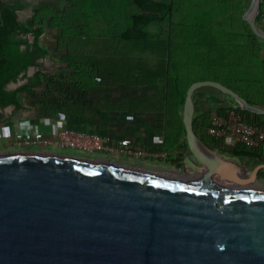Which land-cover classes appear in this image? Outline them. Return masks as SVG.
I'll use <instances>...</instances> for the list:
<instances>
[{"label":"water","instance_id":"95a60500","mask_svg":"<svg viewBox=\"0 0 264 264\" xmlns=\"http://www.w3.org/2000/svg\"><path fill=\"white\" fill-rule=\"evenodd\" d=\"M259 2L250 0L243 20L264 41ZM202 87L264 115L219 82L191 83L181 119L198 174L49 152L0 154V264H264V186L254 185L264 164L248 169L196 135Z\"/></svg>","mask_w":264,"mask_h":264},{"label":"rangeland","instance_id":"374dc122","mask_svg":"<svg viewBox=\"0 0 264 264\" xmlns=\"http://www.w3.org/2000/svg\"><path fill=\"white\" fill-rule=\"evenodd\" d=\"M18 3H21L22 8L32 11L33 17L43 23L44 27L54 31L56 39H62L60 45L57 40L54 43L49 41L47 46L55 48L47 49L42 68H34L28 72V75H32L38 71L41 83L17 93L24 108L57 117L65 121V128L103 135L110 143H114L116 149L123 140H129L130 146L135 147L128 153L121 151L105 157L69 152L71 156L147 169H164L174 173H181L184 166L191 174L201 171L189 150L184 148L180 128L182 109L178 107V100L168 93H161L164 81L157 75V71L160 72L166 61L168 49L165 53V44L155 41L152 33L161 29L167 35L170 23L168 17L161 24L151 22L145 26L148 40L135 43L136 51L151 53L147 61L154 66L149 69L145 65L139 67L137 64L128 67L125 58L129 55V50L127 46L118 44L117 39L119 31L129 26L131 19L128 16L117 18L107 13L100 14L106 5L105 0H97L93 8L94 15L99 16L98 24L102 25L95 34L80 33L81 30L91 29L92 20L97 19L90 18V14L84 10L80 15L76 8L77 0H36L35 3L31 0H19ZM249 3L250 1L246 3V8ZM19 12L20 10L18 15ZM32 19H25L23 25L36 27L38 24H30ZM163 39L162 37L161 41ZM262 51L264 53V49ZM155 54L158 59H155ZM24 83L26 82L22 84ZM22 84L17 83L14 88ZM224 96L236 104L230 96ZM145 101L154 107L153 110L118 109L130 104H145ZM112 132L116 133L115 136H110L109 133ZM15 152H22V149L13 152L0 151V154ZM63 153L70 155L68 152ZM220 155L239 161L228 153ZM254 185L263 187L264 183L258 180Z\"/></svg>","mask_w":264,"mask_h":264},{"label":"trees","instance_id":"16d2710c","mask_svg":"<svg viewBox=\"0 0 264 264\" xmlns=\"http://www.w3.org/2000/svg\"><path fill=\"white\" fill-rule=\"evenodd\" d=\"M248 2L249 0H131L137 10L131 11V24L119 32L117 43L127 46L129 50V55L125 58L128 67L137 64L139 67L145 65L152 69L154 64L147 61L151 53L136 51L135 43L148 40L145 26L151 22L161 24L168 17L169 37L161 29L152 33L155 41L159 40L160 44H165V53L168 49L166 61L160 72L157 71L158 77L164 81L162 94L168 93L176 98L178 107L182 109L189 85L196 81L210 80L230 88L249 104L264 109V41L254 35L242 18ZM21 9V3L0 0L1 110L8 106L19 108L17 93L27 87L40 85L38 71L32 75H28V71L30 68H42V61L47 53V49L39 42L43 23L34 17L30 24H38L36 27L24 26L18 20L17 12ZM255 22L259 25L258 17ZM30 36L33 37L32 40L29 39ZM61 41L62 39H57V44L60 45ZM154 56L158 59L157 54ZM127 71L130 72L129 69ZM20 80H26V83L16 88H8V84ZM203 88L206 87L196 91V97ZM210 89L215 90L212 87ZM226 99L224 103L221 102V107L215 113L222 112V107L229 105L238 109L246 122L264 125V115L243 111L237 104ZM209 103L213 105L214 99L197 98L192 121L196 135L218 154L228 153L240 161L258 157L256 149L247 148L242 144L226 146L221 140L208 134L207 128L213 114L208 108ZM153 108L147 101L145 104L118 107L124 111ZM180 128L184 148L188 149L182 119Z\"/></svg>","mask_w":264,"mask_h":264},{"label":"built area","instance_id":"2783aa9c","mask_svg":"<svg viewBox=\"0 0 264 264\" xmlns=\"http://www.w3.org/2000/svg\"><path fill=\"white\" fill-rule=\"evenodd\" d=\"M257 17L259 18L258 27L264 29V1L259 2ZM222 108V112L213 113L210 117L207 128L210 136L221 140L224 145L230 147L242 144L247 148L256 149L264 142V125L246 122L241 112L232 106L225 105ZM7 135L14 138L16 145L22 151L55 148L58 151H68L85 156L105 157L116 155L121 151L128 153L135 149L130 146L129 140L119 142V148L116 149L114 143H110L109 139L103 135L68 128L60 129L51 136H46L40 131L17 133L11 126ZM1 140L0 135V142ZM135 153L142 155L138 151Z\"/></svg>","mask_w":264,"mask_h":264},{"label":"crops","instance_id":"0c3cea01","mask_svg":"<svg viewBox=\"0 0 264 264\" xmlns=\"http://www.w3.org/2000/svg\"><path fill=\"white\" fill-rule=\"evenodd\" d=\"M2 1H4V0H2ZM9 1L6 0L5 2L15 3V2H18L19 0H9ZM31 1L34 3L36 2V0H31ZM59 1H62V0H59ZM77 1H78V3L76 4V8L78 9V12L80 13V15H82L81 12L84 10L85 12L90 14L89 15L90 18L97 19L96 21L92 20V25L90 26L91 29L84 30V31L81 30L80 33H82V34L87 33V32L93 33V34L98 33L100 31V28H102V25L98 24L99 23L98 22L99 16L94 15V13H93V11H94L93 8H95V2H97V0H77ZM186 1L187 2H193V1H197V0H186ZM260 1H264V0H260ZM105 2H106V5L102 9L100 14L107 13L110 16H114L117 18L119 16L121 18L124 16L131 17V11H136L135 10L136 7L133 4H131V0H105ZM116 11L118 13H116ZM124 12H126V13H124ZM31 17H33V12L32 11L29 12L28 9L22 8L19 12L18 20L23 22L25 19H27V20L32 19ZM32 20L34 21V17ZM96 26H98V27H96ZM129 26H127V27H129ZM95 27H96V29H95ZM127 27H125V28H127ZM42 28H43V32L39 37V42H40L41 46H44L46 49L50 48L51 50H53V48H55V47H51V46L49 47V46H47V43L49 41L51 43L56 42L57 39L54 36L55 32L49 28L44 27L43 25H42ZM92 28H94V29H92ZM125 28H123L119 32H122ZM54 29H56V28H54ZM30 38H31V40L33 39L32 36H30L29 39ZM199 94H202V95H198L200 100H205V99L210 98V97L214 99L213 105H211V103L208 104V108H210L212 113H215L217 111V109L219 107H221V104H222L221 102L224 103L227 100L226 97H224L220 91H218L216 89L212 90V89H210V87L209 88H207V87L203 88L199 92ZM201 96H202V98H200ZM18 98H19V96L17 95V100H18ZM18 102L20 103L19 108H15L13 106H8L3 110L0 109V113L2 114V117L0 118V135L2 137V140L0 142V151L1 152L2 151L13 152V151H17V150L21 151V148H19L16 145L14 138L7 135V131L9 129V127H11V126L14 128V131L17 133L40 131L46 136H51L52 134H54L58 130L66 127L65 121L59 120V119H57V117H54V116L46 115L40 111L35 112V110L34 111L26 110L24 108V105L20 102V100H18ZM109 134H111L110 136H115L116 133L112 132ZM24 150H26V149H24ZM256 150L258 153V157L251 158V159L246 158V159L242 160L243 164L248 169H252L257 164H264V142L261 143L256 148ZM29 151L49 152V153L52 152V153H58V154H62L63 152H68V151H58V150H55V148L33 149V150H29ZM63 154H66V153H63ZM67 154H70V156L72 155L69 152ZM258 178H259V181L264 183V169L260 171Z\"/></svg>","mask_w":264,"mask_h":264},{"label":"flooded vegetation","instance_id":"af4514ba","mask_svg":"<svg viewBox=\"0 0 264 264\" xmlns=\"http://www.w3.org/2000/svg\"><path fill=\"white\" fill-rule=\"evenodd\" d=\"M185 167V166H184ZM184 167H183V170H182V172L180 173V174H188L189 172H187V170H185L184 169ZM164 170V169H163ZM166 171V170H165ZM259 180V179H258Z\"/></svg>","mask_w":264,"mask_h":264}]
</instances>
